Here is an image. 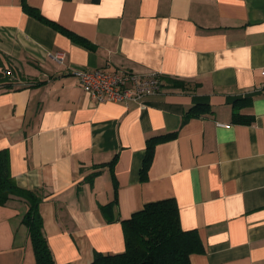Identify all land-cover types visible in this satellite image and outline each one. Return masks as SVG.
Returning <instances> with one entry per match:
<instances>
[{"label": "crops", "instance_id": "crops-1", "mask_svg": "<svg viewBox=\"0 0 264 264\" xmlns=\"http://www.w3.org/2000/svg\"><path fill=\"white\" fill-rule=\"evenodd\" d=\"M77 69L156 72L160 89L143 107L98 102ZM174 131L142 178L147 138ZM0 149L18 186L43 194L55 264L122 252L121 221L164 198L200 239L191 264H264V0H0ZM26 208L0 205V264H36Z\"/></svg>", "mask_w": 264, "mask_h": 264}, {"label": "trees", "instance_id": "trees-1", "mask_svg": "<svg viewBox=\"0 0 264 264\" xmlns=\"http://www.w3.org/2000/svg\"><path fill=\"white\" fill-rule=\"evenodd\" d=\"M25 11L86 45V42L65 27L44 18L39 11L27 3ZM12 85V83H6ZM172 85L185 87L184 81L173 80ZM204 107H190L183 121L198 115ZM237 121H244L242 115L234 113ZM248 122L251 119L247 120ZM176 131L153 135L147 138L145 154L141 167L144 178L151 163L156 144L172 139ZM116 158L111 160V164ZM92 173L91 175H93ZM13 197L25 201L27 208L22 216V223L27 227L36 264H55L51 250L43 233V220L39 204L43 194L40 190L25 189L16 183L9 171V159L6 149H0V205ZM116 198V197H115ZM124 234V250L119 253H102L95 251L90 264H191L190 254L201 250L200 239L195 230H183L179 222V211L173 198H164L144 204L142 209L121 221Z\"/></svg>", "mask_w": 264, "mask_h": 264}, {"label": "built area", "instance_id": "built-area-1", "mask_svg": "<svg viewBox=\"0 0 264 264\" xmlns=\"http://www.w3.org/2000/svg\"><path fill=\"white\" fill-rule=\"evenodd\" d=\"M53 58L61 62L63 55L57 53L53 55ZM3 74L8 77L7 83H14L15 75L11 68L5 69ZM75 75L83 91L98 102L110 100L128 103L135 101L141 107L144 105V97L157 93L161 84V76L156 72L139 73L130 70L108 72L103 69H77ZM223 126L229 127V124Z\"/></svg>", "mask_w": 264, "mask_h": 264}]
</instances>
